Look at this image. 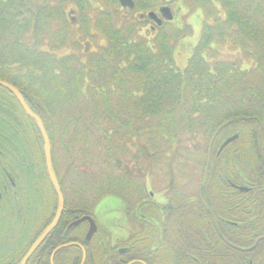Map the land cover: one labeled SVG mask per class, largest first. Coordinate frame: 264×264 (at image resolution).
Masks as SVG:
<instances>
[{"label":"trees","instance_id":"1","mask_svg":"<svg viewBox=\"0 0 264 264\" xmlns=\"http://www.w3.org/2000/svg\"><path fill=\"white\" fill-rule=\"evenodd\" d=\"M194 1L203 12V21L187 66L179 69L173 64L175 47L171 42L174 37L178 40L182 29L171 26L167 34L162 26L170 23L168 20L164 19L148 42L137 34L140 29L135 24L125 21V26H118L106 17L119 13H96L97 19L103 18L109 26H98L106 44L85 54L77 48L55 56L66 49L72 35L64 17V1L0 0V79L17 87L41 118L64 196L57 225L28 264H50L48 258L55 247L72 241L85 247L86 264H92V259L95 264H122L104 258L114 251L108 240L98 242L97 250L92 251L83 236L86 224L70 231L67 228L91 214L92 206L105 196L120 197L128 209V185L143 158L145 167L140 169L138 187L139 194L148 199L143 217L144 221L160 217L167 223L175 257L166 258L179 264H234L233 257L220 258V249L233 247L219 240L223 234L220 226L213 225L198 194L213 198L208 209L221 210L213 188L228 185L231 174L223 172L226 169L218 159L209 162L205 157L216 129L221 127L215 143L233 132L240 133L241 140L258 138L241 132L254 117H264V0ZM50 43L55 55L44 47ZM225 45L240 50L252 66L242 68L238 60H220L216 46ZM42 143L35 121L24 113L15 96L0 86V231L5 232L10 218L20 221L16 228L23 235L11 247L17 246L16 260H11L15 263L50 223L57 207ZM131 160L136 163L133 167ZM93 167L103 173H95ZM154 170L159 173L157 185ZM147 174L152 188L156 185L165 190L166 203L150 202L143 184ZM193 181L198 193L191 196L186 192ZM90 188L96 195L81 198ZM31 218L39 230L26 243L22 238L28 234L25 224ZM260 225L253 222L248 228L260 232L264 230ZM148 227L153 228L154 222ZM150 240L145 238L139 252L150 249H145L148 256L142 259L154 264L158 260ZM230 243L245 245L242 241ZM81 255L78 247L67 246L55 253L53 264H79Z\"/></svg>","mask_w":264,"mask_h":264},{"label":"flooded vegetation","instance_id":"2","mask_svg":"<svg viewBox=\"0 0 264 264\" xmlns=\"http://www.w3.org/2000/svg\"><path fill=\"white\" fill-rule=\"evenodd\" d=\"M61 1H65V0H61ZM132 1H133V8L121 6V4H119L120 0H69L67 1V3L64 5V10H63V12L65 13L64 17H66V20L68 21L69 25H71L72 27H75L74 36L75 35L76 36L74 37L73 40L71 38V41L76 42L77 44V46H73V43L69 41L68 47L69 48H79L80 52L85 54V53L90 52L88 50L86 51V49L90 47L95 49L99 45L103 46L106 44L105 36L103 37L99 33L98 26H104L106 27V29H108L109 26L104 25L105 20L103 18H100L98 20L96 15L93 17L92 16L93 13H112L113 11V14H114L116 11L117 13H121L122 17L126 21L133 23L132 21L127 20L128 14L130 13L132 15V18H135L137 16L138 18L137 23H140V21L143 22L144 20H146L147 22H145V28L153 30L161 26L163 22H165V20L162 18V15H161L162 12H160L162 9L165 10L166 8H168L170 10L169 12L172 13L173 17H175L176 2L179 4L178 0H173V2L172 0H132ZM147 1H150V2L152 1V3H155L152 5V8L150 11L153 13H156L157 17L161 21L160 22L161 25L155 23L151 19H148L146 16V12H149V11H145L144 13L143 8H141L144 2H147ZM70 12H75V13L71 14ZM118 15L120 16V14ZM102 17H104V15ZM106 17H110V19L112 20V15L106 16ZM98 23L100 25H97ZM143 29L144 28H142V30ZM100 38L103 39V43L99 41ZM91 51H94V50H91ZM249 123L250 124H248V128H246V129H249V132H245V133L250 134V135L257 134L258 138H254L251 141H249L250 139L249 140L246 139L248 140V142L246 143L245 139L241 140L240 137H238V134L233 132L232 134H229L226 137V139L222 141V143L223 142L225 143L227 139L235 137L228 144H230L231 142L235 143L239 141L241 146L246 145L245 147L239 150H236V152L234 151L235 154L237 153L238 155H240V157L246 158V156H248V157H251L252 159L253 163L248 164L249 170H248L246 177H243L241 175L239 176V171L236 170V166L230 163L225 165V162H222L221 160L219 162L220 165L224 167L223 170L226 169L223 172H228L229 174H231V178L228 179L227 181L229 183L228 185L218 186V189L213 188L216 190L217 199L221 203V206H222L221 210L219 211L217 210L216 212H213L212 209L211 210L208 209L210 204L213 202V200H211L213 198L208 195L206 196V194L204 196L201 194H198V200H200V203H202L203 207L207 210V213L210 216V219L213 225L215 226V224H218L220 226L219 229L223 234H219V238H220L219 240H221L224 245H227L230 248L233 247V249H229V250H224V248L220 249L219 251L220 258L221 259L222 258L231 259V257H233L234 264H264V232H263L264 230L260 232H254L253 230L248 228L253 222L257 225L259 224L264 225V117L256 116ZM228 144H226L225 146L227 147ZM208 146L206 148L207 151L205 153L206 155L205 157L207 158V160L209 157ZM139 159H141V157ZM139 163L140 164H138V170H135V172L132 173L133 178L131 180V183L128 185V189H130L129 192H131L130 195L129 194L126 195V198L129 202V208L127 209V205L123 203L124 215L126 216L125 223H126L128 232L125 233V235L123 236H119V237H116L115 239H112L109 233L105 229H103L99 225H96L95 223L94 225L96 228L95 231L97 235L95 236L93 235L94 234L93 233L92 235H90L91 237L88 240H86L85 235H86L87 230L89 229V219L87 218L89 217L91 220L93 219L95 221V219L93 218L94 216L91 215L92 213L91 214L89 213L83 216L87 218L85 220H82L77 225L86 224L87 228H86L85 235L83 236H84L85 242L88 243L89 247L92 248V251L97 250L96 245H98V242H101L103 239L108 240L110 242V247H112L114 251L112 252V254L110 251L109 253H106V255L104 256V258L107 259L109 263H113L114 260H117L119 262H122V264H141L138 262L136 263L135 261H141L147 264V262L144 261L142 258L144 257L146 258L148 256L147 253L149 252L148 250L150 249L144 248L143 249L144 251L139 252L141 251V248L143 245L142 243H144L145 238H147L149 240L151 239L152 242L154 243L151 250H154V255L157 256V260H158L154 264H179V263H176V261L172 263V261L168 259L171 257H173L174 259L175 251L172 252L171 250V246L172 248H174V245L170 243V241H172L170 239L172 238V233L167 232L169 231L167 223L162 222L163 220H161L160 217L144 221L145 219L143 217L145 215L144 206L146 205V202L148 201V199L144 197L145 196L144 194H139V189H138V187H140V183L142 182L140 181L141 179L139 176L141 173L140 169H143V167H145L144 158ZM135 164L136 163H133L131 160L130 166L133 167ZM153 174L155 175L153 181L157 185V182H160V180H157L159 173H157V170H154ZM126 175L130 177V175L128 174ZM206 176L203 177L204 180ZM143 180H144L143 184L146 186V191L148 193V198L150 202L154 204L166 203L167 197H166L165 190H163V188L157 187L156 185H154V187L152 188L150 185L152 184L151 176L148 174L143 178ZM128 182H129V179L126 180V185L128 184ZM3 188L7 189L6 185H4ZM157 193L160 194L158 201H156V198H155V195ZM186 193H189L188 195H191V196L195 195L198 193V188L196 189V191H190L188 189ZM111 196H108V197H111ZM0 197H1V194H0ZM113 197H117L123 202V200L120 197L118 196H113ZM101 199H99V201ZM191 202L196 203V202H193V200ZM95 205L92 206L93 209ZM1 206L2 204H0V208ZM131 206L133 208H131ZM9 208H11L12 211L14 210V207L12 205ZM136 208L141 209L140 212L135 211ZM11 209L9 210L11 211ZM0 213H1V209H0ZM10 219L11 220L8 224V227L5 228V232L1 233L0 231V264H20L21 259L24 257L29 247L33 244V242L37 239V237L42 233V231L48 226L47 225L40 232V234L36 237V239L32 241L31 245H29L28 249L26 250L24 255H22L20 260L17 263H15L11 260H16L17 246L15 247V249L11 247L16 245V240L20 239L23 234L22 232L18 230V228H16L17 225L20 223V221L16 217H12ZM28 221H31L25 224V226L28 227V230L26 231V233L28 234H24V238H22V240L26 241V243L30 242L31 238H33L34 236V233L39 230V228H36L37 225L34 224V220L32 218L29 219ZM153 222H154V227L153 228L148 227V226H151ZM39 223L41 224L40 220H39ZM146 223H148V226ZM77 225H75L74 227H77ZM0 227H1V220H0ZM20 227H21L20 229L22 230L23 226H20ZM50 233L47 237H45V239L41 242V244H44V242L50 236ZM138 233H142V234L144 233L145 235H137ZM230 241L245 242V245H242L245 247L242 248V246L240 247L235 246L231 244ZM69 243L80 244L81 247L84 248L85 254L87 256L86 249L81 243L77 241H72ZM40 245L38 246V248L40 247ZM73 246L77 247L76 245H73ZM115 247L116 249H114ZM145 249H148V250H145ZM186 252L187 251H185L184 253ZM32 255L28 259H26L25 264H28V262L30 261L29 259H31ZM168 255L169 257L166 258V256ZM134 256H137V257L139 256L141 258L138 257L134 259L133 258ZM130 258H132L131 261L127 262V260ZM86 259L87 257L85 258L84 264H86ZM224 263L228 264V262H224ZM87 264H91L90 261ZM92 264H95L94 259H92ZM181 264H184V262H181ZM221 264H223L222 261H221Z\"/></svg>","mask_w":264,"mask_h":264},{"label":"rangeland","instance_id":"3","mask_svg":"<svg viewBox=\"0 0 264 264\" xmlns=\"http://www.w3.org/2000/svg\"><path fill=\"white\" fill-rule=\"evenodd\" d=\"M53 3H55L57 0H50ZM179 4L176 2V13H175V17L174 20L169 21L170 23H166L165 26H162V29L165 30V32L167 34H170L169 32H171V30L169 29L171 26L178 28V29H182V31L180 32L179 38L177 40L176 37H174L172 39V46H174V55H173V60H174V65L179 68V69H184L187 66L188 63V59L191 56V53L193 51V48L196 46L198 39H199V34H200V30H201V25H202V21H203V17H202V10H200V7L198 8L195 4L194 0H178ZM148 2V3H147ZM144 2V4L142 5L141 8H143V10L145 9V11H150L151 10V6L155 3H152V1H147ZM173 2V0H172ZM171 2V3H172ZM67 3V0L64 1V3L62 4L64 7V5ZM170 3V4H171ZM150 7V8H149ZM217 7H219V4H217ZM115 8V7H114ZM144 11V13H145ZM75 13V12H70ZM115 13H117L115 11ZM110 14V13H109ZM113 14V11H112ZM120 16L114 15L112 17V22H114L116 25L118 26H125V19L122 17L121 13H119ZM96 15V13H94L92 16L94 17ZM137 16L135 18H132V15L129 13L127 20L132 21L135 25H137V27L140 29L139 30V34L141 36L142 40H147L148 42H150V37L155 33V32H159V30L157 29H147L145 28V22H147L146 20H144L143 22L140 21V23H137ZM68 22V21H67ZM55 25H57V23H55ZM171 27V28H173ZM70 34L71 37H68L69 39L72 38V40L74 39V28L70 25ZM142 28H144L142 30ZM157 32V33H158ZM83 33V32H82ZM150 36V37H149ZM99 41H101V43H103V39L100 38ZM69 42V40H68ZM68 42L66 41V48L64 51H59L56 54L57 51L50 49V46H53V43L50 44H46L44 47L48 50L50 49L51 52L53 53V55L55 56H59L61 54L64 53H69V50L74 51L77 50V48H69L68 47ZM75 43V42H74ZM73 43V44H74ZM102 46V45H99ZM63 49V48H62ZM73 49V50H72ZM216 49L218 50L219 54H218V58L221 59H228L231 61H235L238 60L240 63V66L242 68H249L252 66V61L250 59H245L242 57L240 50L238 49H233L228 46L225 45L224 47H219L216 46ZM90 51V50H94V48H88L86 49V51ZM80 51V49H79ZM78 51V53H79ZM221 127H219L218 129H216V133L218 132V130ZM247 129L244 128L243 131L241 133L247 132ZM214 132V133H215ZM238 137H240V133L238 134ZM214 138H215V134L211 135L210 137V145L208 146L209 148V157L208 160L209 162H214L216 159H218L219 161L222 160V162H225V165L227 164H233L234 166H236V170L239 171V176H243L246 177L248 170H249V163L252 164V159L251 157L246 156V158L244 157H240V155H238L237 153L235 154L236 150H239L243 147H245L246 145H243L241 147L240 142H233L231 143L229 146H224L222 149H220V146L222 145L220 143H215L214 142ZM228 144V143H227ZM226 145V144H225ZM241 147V148H240ZM235 151V152H234ZM248 159V160H247ZM100 167V166H99ZM92 169H94L93 171H95V173H103L102 170L93 167ZM100 170V171H99ZM235 170V169H234ZM101 172V173H100ZM205 183V182H204ZM197 187V183L196 181H193V183H190L188 185V188L190 191H196ZM86 192L82 193L81 198L86 197H93L94 195H96V191L94 188H90L85 190ZM161 191V190H160ZM148 196V194H147ZM160 197V194H156L155 198L156 201H158V198ZM122 201L117 198V197H108L105 196L103 197L100 201H98V203H96L94 209H92V214L95 219V221L93 220L94 223H96V225L101 226L103 229H105L110 237L112 239H115L116 237L119 236H123L125 235V233H127V226H126V221L125 218L126 216L124 215V206L123 203H121ZM68 229V228H67ZM88 231V230H87ZM87 233V232H86ZM93 235H97L96 231L93 232Z\"/></svg>","mask_w":264,"mask_h":264},{"label":"water","instance_id":"4","mask_svg":"<svg viewBox=\"0 0 264 264\" xmlns=\"http://www.w3.org/2000/svg\"><path fill=\"white\" fill-rule=\"evenodd\" d=\"M121 6L123 7H129V8H133V1L132 0H120ZM170 10L168 8H166L165 10L162 9L160 12L162 15V18L165 20H172L173 19V15L171 12H169ZM147 17L151 20H153L155 23L157 24H161L160 19L157 17L156 13L153 12H147ZM0 86L4 87L5 89L9 90L14 96L15 98L18 100V103L21 105L22 109L24 110V113L29 116L31 119H33L41 133L42 136V140H43V153H44V158H45V164L46 165V170H47V174L49 176V180L51 182V185L54 189V192L57 196V207H56V211L55 214L52 218V220L50 221V223L48 224V226L42 231V233L37 237V239L33 242V244L29 247V249L27 250L26 254L24 255V257L21 259L20 264H25L26 259H28L33 252L36 250V248H38V246L41 244V242L45 239V237H47L49 235V233L53 230L54 226H56V224L58 223V220L61 216L62 211L64 210V196L62 195L61 189H60V185L58 183L57 177L55 175V171L53 169V165H52V159H51V144H50V140L49 137L46 133V130L44 128V125L41 120V118L36 115L35 113L32 112V110L30 109V107L28 106L27 103H25V99L22 96L21 92L19 91L18 88H16L13 84H10L4 80L1 81L0 79ZM235 137L227 139L225 141V143L223 142L222 145L220 146V149H222L225 144L229 143L231 140H233ZM87 217H82L76 221H73L72 224L70 223L68 226V229L73 228L75 225L79 224L82 220H85ZM89 219V229L85 235V239L88 240L93 234V232L96 230L95 228V223L93 222V220H91L89 217L87 218ZM73 246L76 245L77 247L81 248V252H82V256H81V261L80 264H84L85 261V250L83 247H81L80 244H75V243H67L64 245H60L58 247H55V249L51 252L50 258H48L50 260V264H53V257L55 255V253L60 250L61 248L67 247V246ZM136 263H141V264H146L144 262L141 261H135Z\"/></svg>","mask_w":264,"mask_h":264},{"label":"bare ground","instance_id":"5","mask_svg":"<svg viewBox=\"0 0 264 264\" xmlns=\"http://www.w3.org/2000/svg\"><path fill=\"white\" fill-rule=\"evenodd\" d=\"M36 250H37V248H36Z\"/></svg>","mask_w":264,"mask_h":264}]
</instances>
